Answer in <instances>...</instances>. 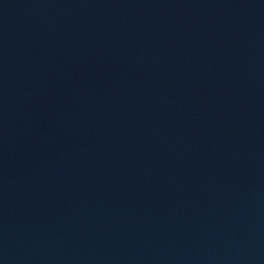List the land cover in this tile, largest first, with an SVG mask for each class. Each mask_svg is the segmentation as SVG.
<instances>
[{
  "label": "water",
  "instance_id": "water-1",
  "mask_svg": "<svg viewBox=\"0 0 264 264\" xmlns=\"http://www.w3.org/2000/svg\"><path fill=\"white\" fill-rule=\"evenodd\" d=\"M0 264H264V0H0Z\"/></svg>",
  "mask_w": 264,
  "mask_h": 264
}]
</instances>
